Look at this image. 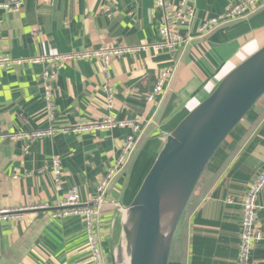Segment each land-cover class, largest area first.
Wrapping results in <instances>:
<instances>
[{
    "label": "crops",
    "instance_id": "1",
    "mask_svg": "<svg viewBox=\"0 0 264 264\" xmlns=\"http://www.w3.org/2000/svg\"><path fill=\"white\" fill-rule=\"evenodd\" d=\"M20 1L19 12L0 9V57L28 60L106 46L150 47L162 40L163 11L154 0ZM238 1L189 0L196 6V19L182 33L195 39L174 56L152 48L125 54L112 60L109 77L95 61L68 63L51 83L53 123L48 121L45 102L47 66L25 62L0 68V136L101 123L113 116L140 127L137 149L142 172L161 148L162 137L208 95L213 82L264 46V8L197 39L201 21L221 15ZM165 69L172 70V76L164 95L149 102ZM109 95L113 109L108 108ZM131 135V127L58 133L36 141L28 153L21 142L0 140V210L47 206L0 222V264H89L84 218L51 215L63 210L73 188L79 191L81 205L87 206ZM54 158L62 166L60 191L52 173ZM263 168L264 96L227 137L202 176L177 228L170 264H237L244 200ZM126 172L127 168L112 183L98 228L109 262L116 217L113 202L121 200ZM256 215L263 238L251 258L264 262V190Z\"/></svg>",
    "mask_w": 264,
    "mask_h": 264
},
{
    "label": "water",
    "instance_id": "2",
    "mask_svg": "<svg viewBox=\"0 0 264 264\" xmlns=\"http://www.w3.org/2000/svg\"><path fill=\"white\" fill-rule=\"evenodd\" d=\"M213 83L208 95L162 137L161 148L142 172L140 148L133 155L121 200L113 202L110 264H170L175 233L202 176L264 96V46Z\"/></svg>",
    "mask_w": 264,
    "mask_h": 264
},
{
    "label": "built area",
    "instance_id": "3",
    "mask_svg": "<svg viewBox=\"0 0 264 264\" xmlns=\"http://www.w3.org/2000/svg\"><path fill=\"white\" fill-rule=\"evenodd\" d=\"M156 7L163 11V25L160 29L161 42L152 46H140L135 48L119 47H100L93 51L72 52L63 55H54L47 57H33L28 60H17L9 57H0V68H11L21 66L25 62L30 65L47 66L43 72L45 85V102L47 107V117L50 123L55 120L54 116V94L51 86L52 81L58 76L61 69L68 63L78 60L95 61L103 67L106 75L109 77L111 63L114 58L121 57L125 54L145 51L148 48L156 52H168L174 56L180 48L187 45L195 38L189 34H183L182 28L196 19V6L189 0L175 2L173 0H154ZM23 4L20 0H9L1 3L0 9L19 12ZM264 8V0H240L233 3L224 13L217 17L204 19L199 23L197 28V39H204L216 30L241 21L255 15L259 10ZM111 13L110 8L105 9ZM172 76V70L165 69L160 74L157 84L148 97L149 102L161 98L164 95L165 88ZM108 108L113 109V98L108 96ZM131 127L133 135L126 140L122 154L117 158L115 165L108 173L100 179L94 194L91 195L87 206H82L79 191L76 188L71 189L66 195L64 203L61 205L63 210L52 214V218L67 217L70 214L77 215L85 220V227L88 235V250L90 256L89 264H110L107 255L103 249L101 235L98 228L100 219L103 216V210L109 204L107 195L112 183L122 175L128 167L133 155L135 154L140 139V127L131 121H117L113 116L106 117L101 123H92L87 125L54 128L50 126L47 129L20 132L0 136V140L9 142H21L24 144V151L29 152L33 143L38 140L50 138L58 133H84L99 130H110L115 128ZM53 178L57 191L62 189V166L58 158L53 159ZM264 190V168L258 174L256 180L248 188L243 204V221L241 232V244L237 264H264V262L252 261V251L255 244L262 240V234L258 231V219L256 215L258 199ZM47 206L24 207L11 210H0V222L17 218L22 212L27 210L46 209Z\"/></svg>",
    "mask_w": 264,
    "mask_h": 264
},
{
    "label": "trees",
    "instance_id": "4",
    "mask_svg": "<svg viewBox=\"0 0 264 264\" xmlns=\"http://www.w3.org/2000/svg\"><path fill=\"white\" fill-rule=\"evenodd\" d=\"M194 198H195V197H194V196H192V197H191V199H190V202H191L192 200H194ZM190 202H189V204H190ZM176 233H177V231H176ZM176 233H175V236H174L173 242H174V240H175L176 236L178 235V234H176ZM172 245H173V243H172Z\"/></svg>",
    "mask_w": 264,
    "mask_h": 264
},
{
    "label": "rangeland",
    "instance_id": "5",
    "mask_svg": "<svg viewBox=\"0 0 264 264\" xmlns=\"http://www.w3.org/2000/svg\"><path fill=\"white\" fill-rule=\"evenodd\" d=\"M128 168V167H127Z\"/></svg>",
    "mask_w": 264,
    "mask_h": 264
}]
</instances>
